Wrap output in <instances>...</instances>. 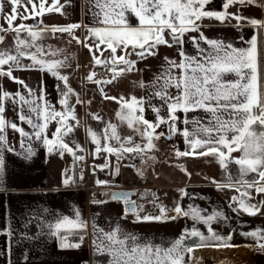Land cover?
<instances>
[{
  "label": "snow or ice",
  "instance_id": "1",
  "mask_svg": "<svg viewBox=\"0 0 264 264\" xmlns=\"http://www.w3.org/2000/svg\"><path fill=\"white\" fill-rule=\"evenodd\" d=\"M211 0H85V15L91 13L92 23H69L67 25H52L34 30L35 25L24 23L37 16L43 17L46 13L57 12L65 15L62 9L65 5L59 0H52L49 5L47 0H8L11 11L5 18L8 28L0 26V32L12 31L17 34L16 54L10 51H0V77H8L13 82L27 88L25 82L13 76V70H38L47 72L57 80L63 82L64 91L61 93L59 103L63 106L62 111L53 108L44 96L43 81L40 87L38 99L42 104H37L35 99H26L20 92L9 93L0 86V192L6 191V161L4 153L14 152L9 145L7 136L4 134L6 128H11L19 133L21 137L42 140L48 153L58 152L61 157L65 153L73 157V163L84 160L83 156L77 155V151L83 148L76 144L75 148L65 142V137L73 132L75 125L69 124V120H75V111L68 103L70 94H75L69 86V77L62 75L59 69L67 67L65 61L44 59L46 55L55 56L56 52H45L36 42L43 38V34L51 32L67 33L71 40L81 44L91 54L92 67H105L111 78L96 79V72H90L85 79L96 85H109L126 73L138 71V61L158 55L160 46L169 48L178 46L180 59L174 60L164 57L162 71L154 75L153 79L145 84L143 80L137 82L138 87L146 89V94L139 98L132 96L119 98L108 95L103 87L99 88L100 95L105 100H113L120 105L116 116L122 124L127 125L136 135L141 137L143 143H136L133 136L121 137L117 125L108 123L103 131V136L87 129L91 143L95 145L94 154L106 153L115 156L119 161L125 158H140V163L147 167L149 162L155 161V156L148 153L157 150L155 141L162 137L171 139L180 135L186 145L185 151L175 149L177 159L181 157H213L219 166L226 172V184H217L218 188H235L242 185L246 189L254 188L257 194L264 193V84L261 83V61L259 52L260 30L264 29V20L244 17L240 14L229 13L230 6L239 4L241 6L253 5L264 7L261 0H225L223 11H208L205 6ZM70 3V0H69ZM24 5V13L19 9ZM27 5H31L29 9ZM4 12L3 0H0V14ZM21 19L19 25H14L17 18ZM215 19L220 23L235 19L234 27H241V21H247L255 31L250 39L245 41L247 47H235L231 43L225 44L217 39H210L201 31L200 21L203 19ZM42 23V21H41ZM84 28L85 36L80 39L75 35V30ZM27 32L30 41L20 39L19 33ZM188 33H199V36H191L195 55H188L183 48L185 36ZM243 39V37H241ZM4 36H0L3 43ZM200 41L207 48L200 46ZM35 48V52L27 49ZM105 52H110L104 57ZM99 53V55H97ZM135 55L137 60L130 57ZM31 61L23 64L21 58ZM7 65L5 71L3 66ZM29 96L34 95V90H28ZM18 98V99H17ZM11 100L13 104L26 105L29 113L35 115L40 123L34 122L32 115L21 111L18 114L19 121L29 125L34 131L30 135L23 127L6 119L5 101ZM159 103H153V101ZM77 103H81L77 97ZM151 109L155 114V120L150 121L145 113ZM163 113H166L162 115ZM189 113H193L189 117ZM203 113V115H199ZM183 114V118L181 115ZM59 117L57 120L56 118ZM93 119H101L93 115ZM56 121L57 127L50 139L45 135L49 123ZM186 127L181 129L180 124ZM167 126V133L157 132L161 126ZM191 125V129L187 127ZM103 139V143H102ZM115 143H112V142ZM23 147V140L21 141ZM25 159L31 158L34 152L31 147L26 150ZM239 152V156L232 154ZM238 167V175L233 177L229 172V165ZM139 177H144V169L136 168ZM109 167V163L100 166L101 170ZM186 175L183 165H177ZM65 170L63 185L68 187L73 183L72 177ZM119 174V168L112 173ZM249 174H256L251 179H246ZM83 179V174L80 176ZM213 183H216L213 180ZM96 184L108 185V181L97 180ZM240 191L239 188L236 189ZM181 197L188 195L184 189L179 190ZM149 193H141L145 198ZM108 196V193H103ZM134 192H114L110 194V201L122 202L124 205L123 216L134 217V222H164L176 220L179 217H189L195 222L207 226L208 234H203L193 226L192 229H184L179 238L171 242V246L165 247L153 244L151 241L141 242L132 233L126 232L119 224L105 231L103 228L92 224V244L96 252L106 253L111 259L108 264H187L185 253L192 254L194 249L203 247L230 248L239 247L231 243L233 236H227L216 232L212 223L218 219H225L222 211H213L210 215L202 216L201 210L192 205L185 210L179 202L171 209L175 213L168 216V211L163 204L157 203L158 197L151 193L153 199L149 203L159 209V214L152 215L145 212L144 205H138L131 197ZM241 197L251 198L247 191L241 192ZM238 204V209L248 215H256L260 207L250 204L246 199L232 197ZM109 200H93L92 203L105 204ZM264 205V201L261 202ZM237 211V209H233ZM141 213H144L141 215ZM50 235L57 238L61 249H79L88 228V222L82 219L80 211H76L75 218L63 216L54 224H49ZM11 235V233H8ZM78 235L79 242H69V236ZM245 238H251L257 242L260 248H264V232L260 229L251 232H242ZM29 238V237H26ZM197 238L193 245L185 243L186 240ZM247 246V245H246ZM191 258V255H189Z\"/></svg>",
  "mask_w": 264,
  "mask_h": 264
},
{
  "label": "crops",
  "instance_id": "2",
  "mask_svg": "<svg viewBox=\"0 0 264 264\" xmlns=\"http://www.w3.org/2000/svg\"><path fill=\"white\" fill-rule=\"evenodd\" d=\"M225 0H211L205 6L208 11H223V3ZM264 3V0H261ZM38 3V0H37ZM49 5L52 0H47ZM59 3L65 5L62 11L65 15L57 12L46 13L43 17L37 16L35 19L24 21L28 25H35L34 30L52 25H67L69 23H83L91 25V13L85 15V0H59ZM4 12L0 14V26L7 29L8 24L4 17L11 11V5L8 0H3ZM30 9L31 5H27ZM19 11L24 13V5H21ZM229 13L243 15L244 17L256 18L264 20V7L253 5L241 6L239 4L232 5L227 10ZM42 21V23H41ZM21 19L18 17L14 21V25H19ZM201 25V31L210 39L223 41L225 44L231 43L235 47H247L245 43L254 34V29L247 24V21H241V27L236 25L235 19H230L224 23H220L215 19H203L198 22ZM22 35H24L22 37ZM75 35L84 38L85 30L80 28L75 30ZM0 36H4L3 43H0V51H10L16 54L17 34L12 31L0 32ZM199 36V33H188L185 36L183 45L184 51L188 55H195L196 49L189 37ZM243 37V39H241ZM19 38L30 41L27 32H20ZM71 37L67 33H56L53 35L50 31L43 34V38L36 43L40 45L45 52H56L55 56L46 55L44 59H54L65 61L67 67H62L59 72L69 77L68 84L75 94H70L68 103L74 108L76 119L69 120V124L75 125L73 132L65 137L71 147L75 148L79 144L89 158L95 160L96 166L101 170L100 166L107 162L109 167L101 170L106 177H118V182L123 187H131L135 189L141 188L142 193L148 192L144 201L145 212L152 215L159 214V209H153V204L149 203L153 199L151 193H155L158 197L157 202L169 209L168 216L175 215L171 209L177 202L187 210L189 205L197 207L201 210L202 216L210 215L213 211H222L225 219H218L212 223L211 227L221 235L227 236L232 234L233 245L239 247L230 248H212L203 247L194 249L192 254L185 253L187 264H264V252L253 253L251 247L257 242L251 238H245L242 232H251L260 229L264 232V193L257 194L255 189H246L242 185H236L235 188L222 187L218 188L217 184H226V173L216 162L215 158L209 157H181L175 156V149L180 151L186 150L184 139L180 135L173 136L170 140L162 137L155 141L157 150L148 153L149 156H155V161L149 162V165L140 163V158L135 159L129 157L117 160L115 156H100L94 154L95 145L91 143L87 134V129L91 128L94 132L103 136V131L108 123L117 125V129L121 137L133 136L136 143H143L141 137L136 135L125 124H122L116 116V112L120 109V105L113 100H105L100 95L99 88L103 87L104 91L110 95L119 98L123 95L125 98L135 96L137 98L146 94V89L140 88L137 82L143 80L145 84L149 83L154 75L162 71L164 65V57L167 56L174 60H179L178 46L171 48L160 46L158 55L149 57L146 60L138 61V71L126 73L109 85H96L88 82L85 77L92 71L96 72V79H108L111 75L100 76L98 69L103 66L92 67L91 54L86 48L76 47L74 40L69 43ZM259 52L261 61V83L264 84V48L262 41L264 40V29L260 30L259 36ZM200 46L207 48L203 41ZM27 51L35 52V48L27 49ZM87 51V52H86ZM88 54V58H86ZM99 55V53H97ZM110 52H105L104 57H108ZM137 60L135 55L130 57ZM23 64L31 63L26 58H21ZM7 65L3 66L6 71ZM13 76L25 82L28 86L17 84L8 77H0V86L9 93L20 92L26 99H35L37 104L43 102L38 99L40 96L41 82L45 89V100L57 111H62L63 106L59 103L61 93L64 91L63 82L57 80L47 72L38 70H13ZM34 90V95L29 96L28 90ZM77 97L81 103H77ZM18 99V98H17ZM158 104V101H153ZM6 119L17 123L23 127L30 135L33 129L19 121L18 114L23 111L25 114L32 115L34 122L40 123L35 115L29 113L26 105L21 103L13 104L11 100L5 101ZM166 113L162 112V115ZM93 115L99 116L101 119H93ZM183 118V114H180ZM189 117L194 115L188 114ZM203 115V113H199ZM148 120L154 121L155 114L151 109L145 113ZM57 120L59 118H56ZM57 127L56 121L49 123L45 132L50 139L52 133ZM183 129L186 127L180 124ZM191 129V125H188ZM164 131L167 133V126H161L157 132ZM9 145L15 150L14 152L5 151L6 161V191L0 192V264H108L111 259L106 253L100 254L96 252L92 244V224L97 227L111 230L119 224L126 232L135 234L141 242L151 241L153 244L165 247L171 246V242L179 238L184 229H192L195 226L203 234L207 235V226L200 222H195L189 217H179L176 220H166L164 222H134V217L129 215L127 218L121 219L123 216L124 205L122 202L110 201V194L113 190L120 188L114 187L109 190V196L103 198L89 197L87 192L71 184L68 187L63 185V168L67 166L69 171L67 174L72 178L81 175L76 166L65 161V153L63 157L58 152L48 153L43 145L42 140H36L34 136L31 139L21 137L19 133L6 128L5 133ZM23 140V147L21 141ZM103 143V139H102ZM112 143H115L114 141ZM31 147L34 155L25 159L26 149ZM82 152V151H77ZM239 156V152L232 154ZM129 165H135L136 168L144 169V177L137 175L136 170ZM177 165H183L188 173L181 171ZM119 168V174L112 173ZM229 172L233 177L238 175V167L235 164L229 165ZM256 174H249L246 179H251ZM213 180L216 183H213ZM121 186V188H123ZM239 188L240 191L236 189ZM180 189H184L188 195L181 197ZM250 193V199L241 197V192ZM246 199L248 203L260 207V212L256 215H248L238 209L236 201L232 197ZM136 200L137 199L133 198ZM93 200H109L105 204L92 203ZM148 200V201H147ZM237 209V211H233ZM80 211L82 219L88 222V228L81 247L79 249H61L59 241L56 237L51 236L49 224H54L57 219L68 216L75 218L76 211ZM144 213H141L143 215ZM11 233L9 235L8 233ZM29 237V238H26ZM70 242V241H69ZM79 242V236L71 243ZM197 242V238L185 241L188 245ZM247 245V246H246ZM191 255V258H189Z\"/></svg>",
  "mask_w": 264,
  "mask_h": 264
},
{
  "label": "built area",
  "instance_id": "3",
  "mask_svg": "<svg viewBox=\"0 0 264 264\" xmlns=\"http://www.w3.org/2000/svg\"><path fill=\"white\" fill-rule=\"evenodd\" d=\"M262 47L264 48V40L262 41ZM98 73L100 76H108L111 75V73L105 68V67H100L98 69ZM59 118V117H57ZM77 155L83 156L84 160L82 161H77L75 164L73 163V157L70 154H66L65 161L69 162L73 166H76L77 170L80 171L83 174V179L80 178L81 175H77L75 178L73 177V183H71V186L73 187H78L84 189L89 197L92 198H103L107 197L103 195V193H108L109 190L114 188V187H123V185H120L118 182V177H106V175L99 170V168L96 166V161L89 158L88 154L84 151L82 152H77ZM100 156H105L106 153L101 152L99 154ZM64 172L65 170L69 171V168L65 166L63 168ZM101 180V181H108V185H97L96 181ZM109 196V195H108ZM162 204V202H157ZM153 209H156L154 205L152 206ZM168 209V208H167ZM69 241L73 242L76 239V235L69 236ZM251 251L253 253H259V252H264V248H260L257 244H254L251 247Z\"/></svg>",
  "mask_w": 264,
  "mask_h": 264
},
{
  "label": "rangeland",
  "instance_id": "4",
  "mask_svg": "<svg viewBox=\"0 0 264 264\" xmlns=\"http://www.w3.org/2000/svg\"><path fill=\"white\" fill-rule=\"evenodd\" d=\"M24 35H22V37H23ZM81 39V38H80ZM83 39V38H82ZM75 46L76 47H78V48H80V47H82V45L81 44H75ZM87 52V51H86ZM86 58H88V54H86ZM123 188H131L130 186L128 187H123ZM132 189H134V188H132ZM134 193H135V189H134ZM141 193H142V190H141V188H138V189H136V193H135V195H133L131 198H136L137 199V204L138 205H140V204H142V205H144V201L141 203ZM148 201V200H147Z\"/></svg>",
  "mask_w": 264,
  "mask_h": 264
},
{
  "label": "water",
  "instance_id": "5",
  "mask_svg": "<svg viewBox=\"0 0 264 264\" xmlns=\"http://www.w3.org/2000/svg\"><path fill=\"white\" fill-rule=\"evenodd\" d=\"M114 192H134V189H132V188H117V189L112 191V193H114ZM131 199L136 201L133 198H131Z\"/></svg>",
  "mask_w": 264,
  "mask_h": 264
}]
</instances>
